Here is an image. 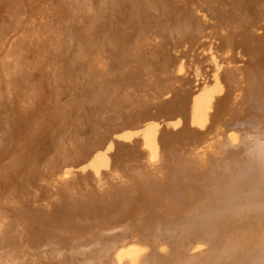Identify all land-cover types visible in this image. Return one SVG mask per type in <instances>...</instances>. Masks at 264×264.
Wrapping results in <instances>:
<instances>
[{
	"label": "bare ground",
	"instance_id": "bare-ground-1",
	"mask_svg": "<svg viewBox=\"0 0 264 264\" xmlns=\"http://www.w3.org/2000/svg\"><path fill=\"white\" fill-rule=\"evenodd\" d=\"M0 264H264V0H0Z\"/></svg>",
	"mask_w": 264,
	"mask_h": 264
},
{
	"label": "snow or ice",
	"instance_id": "snow-or-ice-1",
	"mask_svg": "<svg viewBox=\"0 0 264 264\" xmlns=\"http://www.w3.org/2000/svg\"><path fill=\"white\" fill-rule=\"evenodd\" d=\"M155 158V157H154Z\"/></svg>",
	"mask_w": 264,
	"mask_h": 264
}]
</instances>
